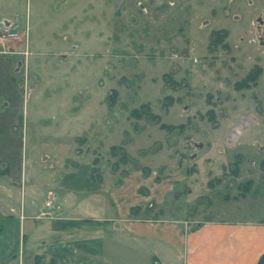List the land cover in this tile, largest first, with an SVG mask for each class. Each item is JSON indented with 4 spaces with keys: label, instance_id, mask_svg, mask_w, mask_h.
Instances as JSON below:
<instances>
[{
    "label": "rangeland",
    "instance_id": "rangeland-1",
    "mask_svg": "<svg viewBox=\"0 0 264 264\" xmlns=\"http://www.w3.org/2000/svg\"><path fill=\"white\" fill-rule=\"evenodd\" d=\"M86 154L104 182L144 171L142 193L170 178L147 217L264 221V0H0V176L15 207L44 205L62 161ZM25 240L11 257L33 264Z\"/></svg>",
    "mask_w": 264,
    "mask_h": 264
},
{
    "label": "crops",
    "instance_id": "crops-1",
    "mask_svg": "<svg viewBox=\"0 0 264 264\" xmlns=\"http://www.w3.org/2000/svg\"><path fill=\"white\" fill-rule=\"evenodd\" d=\"M78 157L81 163L74 161L71 166L62 161L58 172L63 182L50 177L56 183L46 187L45 203L51 199L53 205L46 208L31 198L28 216L22 205L15 207V189L0 176V264H24L19 256H11L26 236L34 252L33 264H134L129 260L131 252L121 248L134 241L143 247L142 254H152L149 264H257L264 254L263 220L232 221L212 215L193 223L147 217L154 209L153 200L162 204L171 189L170 178L154 183L150 193L147 189L142 193L140 184L150 179L141 169L123 170L124 177L110 176L104 182L103 176L96 175L103 172L97 160L90 159V154ZM1 169L6 176L10 174L8 168ZM139 205L142 208H136ZM44 208L49 215L42 217ZM28 217L34 222L26 235L21 222Z\"/></svg>",
    "mask_w": 264,
    "mask_h": 264
},
{
    "label": "water",
    "instance_id": "water-1",
    "mask_svg": "<svg viewBox=\"0 0 264 264\" xmlns=\"http://www.w3.org/2000/svg\"><path fill=\"white\" fill-rule=\"evenodd\" d=\"M257 264H264V254L261 256Z\"/></svg>",
    "mask_w": 264,
    "mask_h": 264
},
{
    "label": "built area",
    "instance_id": "built-area-1",
    "mask_svg": "<svg viewBox=\"0 0 264 264\" xmlns=\"http://www.w3.org/2000/svg\"><path fill=\"white\" fill-rule=\"evenodd\" d=\"M52 204H53V203H52L51 201H49V202L47 203V207L52 206ZM48 214H49V212H48ZM157 263H158V262L156 261L155 264H157Z\"/></svg>",
    "mask_w": 264,
    "mask_h": 264
},
{
    "label": "trees",
    "instance_id": "trees-1",
    "mask_svg": "<svg viewBox=\"0 0 264 264\" xmlns=\"http://www.w3.org/2000/svg\"><path fill=\"white\" fill-rule=\"evenodd\" d=\"M252 76H255V75H252ZM254 78V77H253Z\"/></svg>",
    "mask_w": 264,
    "mask_h": 264
},
{
    "label": "flooded vegetation",
    "instance_id": "flooded-vegetation-1",
    "mask_svg": "<svg viewBox=\"0 0 264 264\" xmlns=\"http://www.w3.org/2000/svg\"><path fill=\"white\" fill-rule=\"evenodd\" d=\"M237 133H239V132H237Z\"/></svg>",
    "mask_w": 264,
    "mask_h": 264
}]
</instances>
